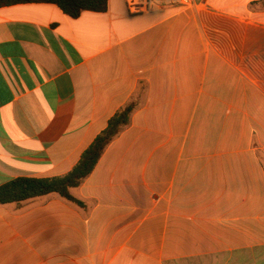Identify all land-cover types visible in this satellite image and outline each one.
<instances>
[{
  "label": "crops",
  "instance_id": "crops-1",
  "mask_svg": "<svg viewBox=\"0 0 264 264\" xmlns=\"http://www.w3.org/2000/svg\"><path fill=\"white\" fill-rule=\"evenodd\" d=\"M192 1L0 8V186L68 174L137 104L81 204L0 206V264H264V0Z\"/></svg>",
  "mask_w": 264,
  "mask_h": 264
},
{
  "label": "trees",
  "instance_id": "trees-1",
  "mask_svg": "<svg viewBox=\"0 0 264 264\" xmlns=\"http://www.w3.org/2000/svg\"><path fill=\"white\" fill-rule=\"evenodd\" d=\"M25 3L55 4L72 18L80 17L85 11L105 12L108 7V0H0V8ZM136 107V102H131L120 109L68 174L55 178L21 177L0 186V206L22 203L52 194H58L68 201L81 204L73 197L72 189L80 187L93 173L107 148L130 125Z\"/></svg>",
  "mask_w": 264,
  "mask_h": 264
},
{
  "label": "built area",
  "instance_id": "built-area-1",
  "mask_svg": "<svg viewBox=\"0 0 264 264\" xmlns=\"http://www.w3.org/2000/svg\"><path fill=\"white\" fill-rule=\"evenodd\" d=\"M132 15L155 12L160 9L183 10L192 6V0H125Z\"/></svg>",
  "mask_w": 264,
  "mask_h": 264
}]
</instances>
